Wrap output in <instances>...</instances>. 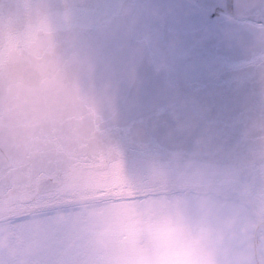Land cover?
<instances>
[{
    "label": "water",
    "instance_id": "obj_1",
    "mask_svg": "<svg viewBox=\"0 0 264 264\" xmlns=\"http://www.w3.org/2000/svg\"><path fill=\"white\" fill-rule=\"evenodd\" d=\"M173 190L264 242V0H0V224Z\"/></svg>",
    "mask_w": 264,
    "mask_h": 264
},
{
    "label": "flooded vegetation",
    "instance_id": "obj_2",
    "mask_svg": "<svg viewBox=\"0 0 264 264\" xmlns=\"http://www.w3.org/2000/svg\"><path fill=\"white\" fill-rule=\"evenodd\" d=\"M164 197L171 199L141 215L123 204L75 208L77 222L69 214L52 222L54 241L42 236L63 211L0 224V264H264L248 208L201 209L185 193L153 198Z\"/></svg>",
    "mask_w": 264,
    "mask_h": 264
},
{
    "label": "rangeland",
    "instance_id": "obj_3",
    "mask_svg": "<svg viewBox=\"0 0 264 264\" xmlns=\"http://www.w3.org/2000/svg\"><path fill=\"white\" fill-rule=\"evenodd\" d=\"M174 192L176 190H173ZM175 193H173L172 195H175ZM178 194H184L183 192H179ZM193 195V197L195 198H192L193 199V203L195 204L196 207L198 208H205V206H214V207H224V208H227V206L231 207V208H236V209H240V210H243L241 209V207H236V206H244L243 204L239 203V202H235V201H228V200H221L220 198H217V197H214L212 195H201V194H198V193H191ZM171 195V194H170ZM182 195H179L178 199L185 202V204H187L190 200L188 199H184L183 197H181ZM153 197L155 196H148V197H140L138 200H131V199H127V200H120V201H112V202H109V203H106V206L107 205H127L129 207V210L130 212H132L134 215H141L143 212H146L147 210H149L150 208H153L156 204L157 205H161V204H164V203H167V201H164L162 198H158V199H154ZM158 197H161V196H158ZM168 198V197H167ZM168 199H171V198H168ZM209 199H212V200H209ZM187 202V203H186ZM191 204V203H189ZM99 205V204H98ZM97 205V206H98ZM140 207V209L138 208ZM77 209V208H76ZM76 209H72L71 211H63L61 213H58V214H53L52 216H55L54 219H52L51 222H49V231L47 233V237H44V235L42 236L43 238H46L47 241H54V237L55 236V230L57 229L56 228V224H53L52 222H57L56 219H59V220H62L63 218H66V215L69 214L71 215V218L70 220H72L71 222H77V219L79 218L78 217V214H79V211L76 210ZM148 212V211H147ZM254 220V219H253ZM255 223V222H254ZM16 230L19 232L20 229L22 228V225H17L16 226ZM258 227V224L255 223V230L257 229ZM48 228V227H47ZM62 228V227H61ZM43 230V229H42ZM12 233H15L13 231V229L11 230ZM22 231H24V229H22ZM135 234V233H134ZM10 235V234H9ZM34 235H37V234H34ZM138 236H147L146 234H143L142 232L140 233H137ZM51 237V238H50ZM136 237V235H135Z\"/></svg>",
    "mask_w": 264,
    "mask_h": 264
},
{
    "label": "bare ground",
    "instance_id": "obj_4",
    "mask_svg": "<svg viewBox=\"0 0 264 264\" xmlns=\"http://www.w3.org/2000/svg\"><path fill=\"white\" fill-rule=\"evenodd\" d=\"M164 201H166L168 198L167 197H164V198H162ZM209 200H212V199H209Z\"/></svg>",
    "mask_w": 264,
    "mask_h": 264
}]
</instances>
